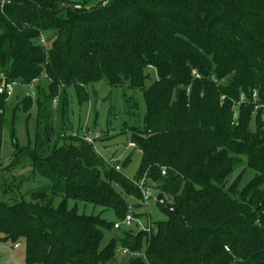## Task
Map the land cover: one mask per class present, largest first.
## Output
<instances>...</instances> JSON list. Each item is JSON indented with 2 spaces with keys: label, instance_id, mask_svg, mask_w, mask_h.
I'll return each instance as SVG.
<instances>
[{
  "label": "trees",
  "instance_id": "obj_1",
  "mask_svg": "<svg viewBox=\"0 0 264 264\" xmlns=\"http://www.w3.org/2000/svg\"><path fill=\"white\" fill-rule=\"evenodd\" d=\"M39 79L47 83L35 88L34 141L15 144L0 169V241L22 242L25 264H264V0L2 3L0 85ZM100 80L143 93V127L129 141L141 154L133 181L69 133L65 88L83 99ZM241 95L247 104L234 120ZM243 157L254 175L240 188L242 171L233 174ZM23 165L30 173L17 186L48 181L29 199L4 178ZM139 182L157 183L182 221L157 202L166 220L148 234L67 207L90 203L120 221L125 196L141 201ZM105 231L114 235L101 247ZM117 245L144 255L117 262Z\"/></svg>",
  "mask_w": 264,
  "mask_h": 264
},
{
  "label": "rangeland",
  "instance_id": "obj_2",
  "mask_svg": "<svg viewBox=\"0 0 264 264\" xmlns=\"http://www.w3.org/2000/svg\"><path fill=\"white\" fill-rule=\"evenodd\" d=\"M151 79H146L145 86L150 83ZM43 79L36 80L30 84L13 83L11 85L12 93L5 100L4 109V125L2 130V143L0 148V169H4L13 161V152L15 144L26 145L32 144L34 141L35 129V88L46 86ZM223 83H226L223 80ZM85 97L82 99L75 88L70 85L65 88L68 99L67 125L70 128L69 133L75 136H83L84 132L94 138V143L90 144L95 153L104 160H114L119 166V172L129 180H134L138 168L141 163L140 150L134 146H127L131 139V135L136 129L143 127V118L146 106L143 93L139 89H131L126 85L109 86L105 81L100 80L85 87ZM257 92V91H256ZM252 101L257 100L250 90ZM31 99V106L28 110L22 107L24 99ZM247 100L242 95L233 105V119L238 115L239 107ZM247 104V103H245ZM56 108V104H53ZM11 121L12 124L11 129ZM253 126V120L251 121ZM53 124H56V116L54 115ZM13 130L14 139L11 137ZM63 133V132H62ZM65 134V133H64ZM97 134V138L94 135ZM238 170L234 172V176L242 171V179L239 187L242 188L254 175V172L245 167L244 157L241 159ZM19 172H5L4 178L10 182V185H18L20 174L27 175L30 173L28 166H22ZM232 175V176H233ZM231 176V178H232ZM233 176V177H234ZM47 180L36 175L29 177L20 186H17V196H24L29 199L28 191L35 190L38 187L47 184ZM148 187L153 197L148 200L147 206L143 205L138 199L131 196H125L128 205V213L142 215L140 224L143 225L148 234L154 232L158 222L166 220V214L160 208V205L154 199L155 195L160 192L157 183H149ZM8 197V196H5ZM166 197V196H165ZM10 198V197H9ZM59 197L56 198L54 204H57ZM67 207H75L80 214H93L105 218L107 221L118 222L111 209H104L90 203L74 201L69 199ZM146 223V224H145ZM139 224L133 221L129 226L120 224V229L136 230ZM114 235V231H105L101 242V247L106 245L109 239ZM1 237V234H0ZM121 245H117L120 248ZM24 244L16 248L12 247L10 241H0V264H25L24 263ZM144 255V247L140 250V257ZM115 259L119 261H127L128 257L122 256L115 250ZM113 264V263H111Z\"/></svg>",
  "mask_w": 264,
  "mask_h": 264
},
{
  "label": "built area",
  "instance_id": "obj_3",
  "mask_svg": "<svg viewBox=\"0 0 264 264\" xmlns=\"http://www.w3.org/2000/svg\"><path fill=\"white\" fill-rule=\"evenodd\" d=\"M2 7V2H0V8ZM43 40V39H42ZM13 83H2L0 85V93H6L7 96H9L11 93H12V89H11V85ZM253 96L255 97L256 96V92L253 91L252 92ZM97 134L94 135L95 138H97ZM83 139L87 142V143H90V144H93L94 143V138L88 134H86L84 132L83 134ZM127 146H134L133 143L131 142H128ZM107 163L111 166V167H114L115 170H119V166L117 164H115V161L114 160H109L107 161ZM164 169L161 170V174H164ZM138 187L140 188L141 190V194H142V198H141V202L143 205L147 206V203H148V200L153 197L151 192H150V189L149 187H144L143 186V183L142 182H139L138 184ZM155 199V198H154ZM167 200L171 203V200L167 198ZM140 220L141 218L140 217H136V216H133L129 213H127L122 220L120 221H116L114 223V228H117V227H120V224H125L127 226H129L133 221H135L137 224H139V228L138 229H141V230H149L148 228H145L144 227V224L141 225L140 224ZM146 224V223H145ZM20 244L19 243H15L12 247L16 248L18 247ZM117 251L122 255V256H137L140 254V251H130L127 247H120L117 249Z\"/></svg>",
  "mask_w": 264,
  "mask_h": 264
},
{
  "label": "water",
  "instance_id": "obj_4",
  "mask_svg": "<svg viewBox=\"0 0 264 264\" xmlns=\"http://www.w3.org/2000/svg\"><path fill=\"white\" fill-rule=\"evenodd\" d=\"M11 0H0L2 3L10 2ZM68 7H72L70 4H67ZM155 200L166 210L172 212L179 220L182 221V217L178 210L167 200L163 192H158L155 195Z\"/></svg>",
  "mask_w": 264,
  "mask_h": 264
},
{
  "label": "crops",
  "instance_id": "obj_5",
  "mask_svg": "<svg viewBox=\"0 0 264 264\" xmlns=\"http://www.w3.org/2000/svg\"><path fill=\"white\" fill-rule=\"evenodd\" d=\"M69 1H72V2L78 3V2H82V1H84V0H69Z\"/></svg>",
  "mask_w": 264,
  "mask_h": 264
}]
</instances>
